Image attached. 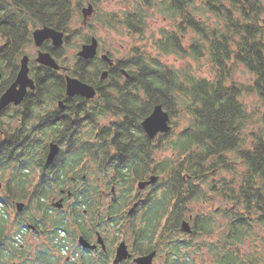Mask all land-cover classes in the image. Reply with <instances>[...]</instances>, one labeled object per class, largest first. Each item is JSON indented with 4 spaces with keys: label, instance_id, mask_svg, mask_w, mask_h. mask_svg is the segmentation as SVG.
Here are the masks:
<instances>
[{
    "label": "trees",
    "instance_id": "trees-1",
    "mask_svg": "<svg viewBox=\"0 0 264 264\" xmlns=\"http://www.w3.org/2000/svg\"><path fill=\"white\" fill-rule=\"evenodd\" d=\"M102 1L0 0V19L6 24L0 27L6 38L4 62L14 64L24 54L32 43L30 28L39 24L67 33L68 44L85 2L97 8ZM153 3L173 26L161 30L154 41L156 55L143 53L128 64L143 70V120L158 104L172 118L180 112L190 117L187 127L176 135L171 130L152 140L143 132V180L156 175L158 183L145 203L143 245L138 252L146 255L157 249L165 256L162 264H260L264 261V131L260 129L252 146H242V134L252 115L243 100L245 87L233 77L240 68L247 70L264 98L263 1L143 0V7L137 5L125 13L122 24L143 34ZM191 34L187 45L184 39ZM62 50L64 47L49 49L63 62ZM170 54L207 59L211 77L191 73L194 66L181 69L161 59ZM76 61L69 74L94 85L99 63L79 57ZM38 84L61 87L65 79L52 71L49 82L38 79ZM160 149L174 151L175 156L156 160L155 152ZM229 153H234L233 159ZM232 160L241 161L244 170L235 172L231 181L206 180L205 175L214 169H231ZM208 188L221 200L211 204L213 209L194 210L189 222L192 232L186 234L182 224L184 216L193 212L190 203L207 206ZM165 214L171 217L165 218Z\"/></svg>",
    "mask_w": 264,
    "mask_h": 264
},
{
    "label": "flooded vegetation",
    "instance_id": "flooded-vegetation-1",
    "mask_svg": "<svg viewBox=\"0 0 264 264\" xmlns=\"http://www.w3.org/2000/svg\"><path fill=\"white\" fill-rule=\"evenodd\" d=\"M5 25L0 19V27ZM44 26L48 25L30 28L36 56L24 53L14 64L3 60L6 38L0 30V103L16 82L24 56L29 57V77L34 81L21 101L0 110V264H136L143 256L138 252L143 245V210L158 183L143 189V181L153 176L143 180L146 93L143 70L128 65L143 53L131 48L128 58L117 59L109 49L101 50L98 39V54L91 60L100 69L95 84L89 83L96 95L71 97L63 72L67 69L58 58L54 56L59 70L36 61L40 51L64 47H54L50 39L36 46L34 31ZM52 71L64 77L65 86L38 84V79L49 82ZM52 144L58 153L48 163ZM231 163V169H214L205 176L216 183L231 181L243 167L241 161ZM194 210L193 206L183 220L191 223ZM123 244L131 256L116 262Z\"/></svg>",
    "mask_w": 264,
    "mask_h": 264
},
{
    "label": "rangeland",
    "instance_id": "rangeland-1",
    "mask_svg": "<svg viewBox=\"0 0 264 264\" xmlns=\"http://www.w3.org/2000/svg\"><path fill=\"white\" fill-rule=\"evenodd\" d=\"M262 1L264 4V0ZM88 4V2H85L84 7ZM137 5L143 7V0H103L98 3V7L95 8L94 15L89 19L87 25H83V15L81 10V15L76 17V20L72 25L69 42L68 44H64V50L61 51L64 61L62 62V60H60V63L67 69V71H63L64 74L70 75L69 72L76 68L77 54L81 50L84 40L91 36L99 39L100 48L103 52L109 49L112 52L113 57L117 59L128 58L131 55V53L128 54L131 48H135L144 54L150 53L156 55L157 50L154 48V41L157 38H160L161 30L165 28L170 30L173 23L169 19H165L163 14L159 12L156 3H153L152 7L147 11L148 20L145 31L143 34H135L122 24V19L127 11L134 9ZM211 17L214 16L211 15ZM206 18L208 19V14L206 15ZM192 36L193 34L184 39L187 45L190 44V37ZM24 53L35 57L37 48L34 43H30ZM161 59L164 62L175 65L181 69L188 68L190 65L194 66L196 69L192 70L191 73L196 74L198 77L210 78L212 75V68L208 64L207 59L199 61L192 57L180 58L175 54H170V56L163 55L161 56ZM233 80L245 87L243 100L247 105L249 113L252 115L251 123L246 128L244 134H242L243 145L248 148L252 146L254 137L259 135L260 129L264 131V98L260 96L259 89L254 84V76L244 68H240L234 74ZM189 117L181 114V112L175 114L171 124L172 131L175 135L182 132V130L187 127L189 124ZM174 156V151L160 149L155 152V159L159 161L166 157L173 158ZM243 170V167H238V172H242ZM224 174L226 175V173ZM206 180L213 182L212 178L209 177ZM207 191L209 194L208 200L204 202L207 206L202 204H192L196 212L200 209L204 211L213 209L211 204L221 200V197L218 195L213 197V192L209 188ZM247 247L249 248L250 246L247 245ZM251 248H253V246H251ZM157 255L156 264H162L165 260L164 254H158L157 252ZM200 255L201 254H199L198 257ZM261 255L264 256V250L261 251ZM199 259H201V257H199L198 260ZM260 264H264V261Z\"/></svg>",
    "mask_w": 264,
    "mask_h": 264
},
{
    "label": "water",
    "instance_id": "water-1",
    "mask_svg": "<svg viewBox=\"0 0 264 264\" xmlns=\"http://www.w3.org/2000/svg\"><path fill=\"white\" fill-rule=\"evenodd\" d=\"M94 12L95 7L90 3L82 9L83 25L88 24V21L94 15ZM65 36L66 33L64 31L57 30L50 26H44L43 28L34 31V41L36 46L39 48L46 40L49 39L52 40L54 47H61L65 43ZM98 45V39L93 37L90 43H85L82 45L81 50L77 54L78 57L84 60H91L95 58L98 54ZM103 58L107 59L106 55ZM36 61L41 65L47 66L53 70L61 69L60 64L50 52L40 51ZM28 64L29 57L24 56L21 61V68L17 80L3 96L0 103V110L13 101H21L25 95L28 85H30L32 88L34 87V81L29 77ZM110 65H113V63H110ZM107 75L108 72L105 71L103 72L102 77L106 78ZM17 85H21L22 88L17 90ZM66 92L71 97L80 95L88 99H92L96 95V91L93 86L70 75L66 76ZM60 105H63L62 102H60ZM142 124L143 129L150 139H154L159 134H167L172 130L170 114L161 104L154 106L152 113L143 120ZM57 153L58 146L56 144H52L48 156V163H51L54 160ZM157 180L158 176L153 175L148 181H143V189L147 185L155 183ZM182 231L186 233L192 232L191 225L188 221L183 222ZM156 255L157 251L154 250L149 254L136 258L135 262L136 264H154ZM130 256L131 255H129L127 252L126 245L123 244L118 249L116 262L126 259Z\"/></svg>",
    "mask_w": 264,
    "mask_h": 264
},
{
    "label": "bare ground",
    "instance_id": "bare-ground-1",
    "mask_svg": "<svg viewBox=\"0 0 264 264\" xmlns=\"http://www.w3.org/2000/svg\"><path fill=\"white\" fill-rule=\"evenodd\" d=\"M89 84V83H88ZM90 85V84H89ZM92 86V85H91Z\"/></svg>",
    "mask_w": 264,
    "mask_h": 264
}]
</instances>
